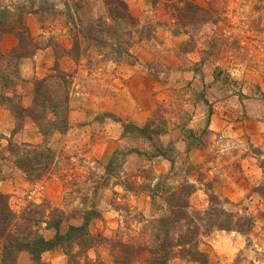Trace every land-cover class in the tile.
Returning <instances> with one entry per match:
<instances>
[{"label":"rangeland","instance_id":"374dc122","mask_svg":"<svg viewBox=\"0 0 264 264\" xmlns=\"http://www.w3.org/2000/svg\"><path fill=\"white\" fill-rule=\"evenodd\" d=\"M87 2L93 15L104 14L101 0ZM130 2L126 0L128 9L138 19L139 24L153 22L155 29L157 24H164V28L168 26L170 35L179 36L171 51L177 63L176 68L165 65L158 57H152L145 63L157 70V76L147 69L148 73L165 81L162 93L166 92L167 95L161 96L153 110L160 106L169 127L163 141L172 140L177 149L175 168L180 167V170H176L177 173L171 177L177 182L183 177V169L187 163L196 165L187 176L196 184V190L188 198L191 208L205 209L206 193L213 191L219 197L227 199L224 206L228 210L251 215L254 219L246 235L235 231L214 230L209 235L200 237L198 248L207 254L206 264H264V135L262 144L253 146L247 137L238 134L241 128L261 129L264 126V101L259 94L264 92V0L197 1L208 8L209 12L201 13L205 20L201 24L182 26L175 34L171 32L173 27L177 28L169 10L166 8V14L156 12L157 6L164 7L161 0L155 4L150 0H140L145 6L139 5L132 10L134 14L129 7ZM2 3L14 9L20 4L31 8H45L42 14L29 13L25 16L32 40L39 45L28 57L33 59L37 67L31 66V63L23 66L27 58H22L15 70L21 80L15 88L13 102L21 105L27 92L32 101L33 79L50 73L54 61L51 45L57 42L66 47L65 44L69 41L68 47L71 46L72 40L68 31L71 24H65L63 14L57 12L66 11V0H2ZM152 39H155V30L153 37L146 40ZM47 41H51V44L46 45ZM166 43L171 44V39L165 40L164 44ZM167 45L164 48H168ZM10 50L3 54L6 55ZM107 62L109 61L92 60L88 64L85 59L80 58L74 62L67 57L58 60L59 67L71 73L68 88L70 110L67 130L63 134L54 133L47 138L49 145L55 150L51 172L30 183L27 191L20 185L23 174L9 160L2 159L0 162V182L3 184L11 180V184H15V189L3 185L9 192L2 193L8 196L9 206L16 213L28 202L40 203L43 200L63 208L66 213H75L83 207L80 203L82 194L90 196L96 190L93 202L101 217L92 219L88 229L93 235L100 234L110 238L114 236L117 227H127V235L137 233L146 222L137 223L132 218L135 211L140 212L146 219L164 214V208L158 200L151 204L144 192L134 193L127 189L138 188L137 185L148 182L151 175L166 174L170 165L162 158L147 159L131 153L140 160H127L128 155L121 174L116 179H110L108 187L95 188L103 175L105 163L103 164L101 158L109 156L117 145L126 142L120 137L119 122L110 118L100 119L99 115L103 111L92 114L91 111L95 110L89 108L92 102L98 100L99 95L108 92L105 84L109 80L110 69L104 67ZM167 67L169 71H175L167 72ZM215 70L218 71L216 80L213 79ZM23 72L29 78H24ZM209 106L212 108L211 114H214L211 123L209 119V127L211 124L214 130L209 128V131L202 134L203 138L198 147L185 152L183 129L189 128L194 134L200 135ZM0 107L7 109L5 105ZM7 111L11 115L8 109ZM83 111L85 115L80 116L79 113ZM4 119L5 117H0V120ZM122 119L133 122L127 118ZM221 120L229 128L221 126ZM11 121L13 124L12 115ZM108 122H114V125H109ZM29 123L32 122L24 120L23 127ZM7 125L8 123L3 124L6 127ZM32 125L37 130L33 123ZM10 130H5L6 134L0 132L3 135L0 138L2 149L7 143L6 138L10 137ZM223 130L231 134L224 135ZM15 134L17 133L11 137ZM39 135L41 136L40 133ZM98 155L100 158H97ZM246 156L253 159L242 161ZM117 181L126 187L114 184ZM207 185L211 187L208 188ZM34 186H37L39 193L29 194ZM54 194H58L57 198H53ZM68 220L71 223L79 222L77 217H70ZM110 220L116 221V228L110 229L106 222ZM96 240L92 248L78 254L77 264H114L109 254V244L99 238ZM148 256V252L143 251L134 264H143ZM21 261L19 264L27 263V257H23ZM66 261L65 257V263ZM166 264L197 263L175 255Z\"/></svg>","mask_w":264,"mask_h":264},{"label":"trees","instance_id":"16d2710c","mask_svg":"<svg viewBox=\"0 0 264 264\" xmlns=\"http://www.w3.org/2000/svg\"><path fill=\"white\" fill-rule=\"evenodd\" d=\"M101 1L104 7L102 15H93L87 0H66V11H57L63 14L65 24H71L68 28L71 46L66 48L57 42L51 45L54 61L50 73L33 79L31 104L22 107L20 103L13 102L15 88L21 80L15 70L20 60L30 57L39 45L32 40L25 16L29 13L42 14L45 8H31L20 4L14 9L0 0V41L3 33L12 34L17 40L6 55L0 50V105H5L14 118L10 137L6 138L7 143L3 149L0 148V162L2 159L9 160L29 183L36 182L51 172L55 150L49 145L47 138L54 133L63 134L69 125L68 88L71 73L61 69L58 60L67 57L74 62L80 58L85 59L88 64L92 60L132 64L137 58L131 52V47L154 35L155 24H139L138 19L130 13L126 0ZM158 1L150 0L152 4ZM161 2L174 19L177 29H171L173 34L187 24H201L205 20L201 13L209 12L207 7L196 0ZM47 43L51 44V41L45 44ZM145 68L157 76V70L149 64H145ZM217 78L218 71L215 70L213 79ZM259 94L264 101V92ZM159 107L141 125L108 111L99 115L100 119L110 118L119 122L120 137L126 142L117 145L110 152L103 165V175L95 188L108 187L110 179H116L121 174L126 157L131 153L147 159L162 158L170 165L166 174L151 175L148 182L137 185L138 188L127 189L134 193L144 192L151 204L158 200L164 208V214L146 219L135 211L132 218L137 223L146 222L137 233L127 235V227H117L114 236L110 238L100 234L93 235L88 229L92 219L101 217L93 202L96 190L90 196L82 194L80 203L83 207L75 213H66L63 208L47 200L40 203L28 202L16 213L9 206L8 196L0 191V264H15L18 254L24 251L29 253L32 264H51L42 260L41 255L56 248L62 250L67 259L66 264H77L78 254L92 248L97 238L109 244V254L114 264H134L143 251L149 254L143 264H166L175 255L197 264H206L207 254L198 248L200 237L209 235L214 230L235 231L246 235L254 223L253 217L228 210L224 206L227 199L219 197L213 191L206 193L205 209L190 207L188 198L196 190V184L187 176L196 165L187 163L183 169V177L177 182L171 177L177 173L176 170H180V167L175 168L177 149L172 140L163 141L169 127L168 120ZM207 110L200 135L194 134L189 128L183 129L185 152L197 148L203 138L202 134L209 131L212 108L209 106ZM24 120H29L36 126L42 136L40 143L13 141L11 136L22 129ZM0 138H3L2 134ZM114 184L126 187L118 181ZM70 217H77L79 222H69Z\"/></svg>","mask_w":264,"mask_h":264},{"label":"crops","instance_id":"0c3cea01","mask_svg":"<svg viewBox=\"0 0 264 264\" xmlns=\"http://www.w3.org/2000/svg\"><path fill=\"white\" fill-rule=\"evenodd\" d=\"M128 1H131L129 3V7L133 14L134 12L132 10H135V8H137L139 5L143 6L140 3V0ZM197 1L204 2V0ZM156 12L157 14H166L167 11L166 8H164L163 6H157ZM157 18H159V15H157ZM166 22L168 23V21ZM164 27V24H157L155 29L154 40H141L137 44H134L131 50L137 58L136 62L132 64H126L114 63L109 61L107 62V65H104V67L110 69V71L108 70L109 80H107V83L105 84L108 87V92L105 95H99L98 100L91 103V107L89 108H91V110H95V112L91 111L92 114L102 111H108L122 118L132 120L135 124L141 125L145 121L147 116L150 114V112L153 110L155 103L159 101L161 96L167 95L166 92L165 94L162 93L163 89L165 88V81L163 79L153 77L150 72L148 73V70L145 68L144 65L145 63L150 61L152 57H158L161 62L172 68L177 65L175 57L173 56V53L171 51L176 45L175 40L179 36L170 35L168 32V26H166V28ZM169 38L171 39V44H164V41ZM151 41H153L154 43H151ZM0 42V50L2 53H4L11 49L17 43V40L12 34L5 33L1 36ZM69 45L70 43L69 41H67V44H65V46L68 47ZM164 45H167L168 48H164ZM28 63H31V66L34 65L33 67H37L33 59L30 58L25 59V63L23 64V66L28 65ZM170 71H175V69H171ZM170 71L167 67V72ZM22 76L24 78H29L28 75H26L24 72L22 73ZM24 98L25 100L21 101V105L29 106L31 102V95H29V93L27 92L23 99ZM84 112L85 111H83V113H79L80 116L81 114L82 116L85 115ZM0 117H5L4 120H0V122H2L0 125V132L6 134L5 130L8 131L13 127L11 115L9 114L7 109L0 107ZM213 117L214 114H211L210 123L213 121ZM5 123H8L7 127L3 126V124ZM221 123V126L229 128V125H225L224 120H221ZM108 124L114 125V122H108ZM209 128L214 130L211 124ZM82 131H84V129H82ZM16 133L17 134H15L12 138L16 142L25 141L32 144H36L41 141V136L39 135L35 127H33L32 123L24 125L23 129ZM223 134L230 135L231 133L223 130ZM238 134H243L245 137H247L250 143L253 144V146H259L263 142L264 126L261 127V129L259 127L256 129L252 127H247L245 129L241 128ZM99 156L100 155H98L97 158H100ZM107 158L108 156H105L103 159L101 158L103 164L106 163ZM129 159L140 160V158L134 154H129L127 160ZM247 159L252 160L253 158L251 156H246L245 158H243L242 161H246ZM20 178L22 181V184L20 185L25 187L28 191L29 188L27 187L30 183L26 182L22 175ZM1 184L2 182H0L1 192H9V189H5L3 185H9L10 189H12V187L15 189V184H11V180L8 182H3L2 185ZM57 195L58 194H54L55 197L53 198H57ZM106 222H108L107 225L110 227V229H114L117 227L116 221L114 220ZM88 254L89 256H91L90 253ZM23 257H27V263L24 261L25 264H31V258L27 252H21L17 258L16 263H22L21 259ZM41 258L44 261L50 262L51 264H66L64 254L60 248L44 252Z\"/></svg>","mask_w":264,"mask_h":264},{"label":"built area","instance_id":"2783aa9c","mask_svg":"<svg viewBox=\"0 0 264 264\" xmlns=\"http://www.w3.org/2000/svg\"><path fill=\"white\" fill-rule=\"evenodd\" d=\"M39 191H38V188L37 186H34L30 191H29V194H38Z\"/></svg>","mask_w":264,"mask_h":264},{"label":"bare ground","instance_id":"6f19581e","mask_svg":"<svg viewBox=\"0 0 264 264\" xmlns=\"http://www.w3.org/2000/svg\"><path fill=\"white\" fill-rule=\"evenodd\" d=\"M63 228V226L61 227V229Z\"/></svg>","mask_w":264,"mask_h":264},{"label":"water","instance_id":"95a60500","mask_svg":"<svg viewBox=\"0 0 264 264\" xmlns=\"http://www.w3.org/2000/svg\"><path fill=\"white\" fill-rule=\"evenodd\" d=\"M62 226H64V225H62Z\"/></svg>","mask_w":264,"mask_h":264}]
</instances>
